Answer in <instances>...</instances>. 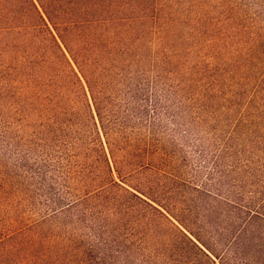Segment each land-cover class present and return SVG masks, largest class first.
<instances>
[{"label": "trees", "instance_id": "trees-1", "mask_svg": "<svg viewBox=\"0 0 264 264\" xmlns=\"http://www.w3.org/2000/svg\"><path fill=\"white\" fill-rule=\"evenodd\" d=\"M220 5L234 20L233 5ZM205 6L0 0V135L15 148L26 138L28 170L52 208L0 237V264H264L259 170L250 167L262 183L255 193L217 168L219 176L182 204L165 202L140 177L155 167L145 160L169 156L156 137L168 128L163 117L175 118L168 102L186 97L194 115L221 130L217 111L228 100L216 99L224 90L219 68L187 65L192 46L203 62L238 48L229 41L236 29ZM260 40L256 33L246 42Z\"/></svg>", "mask_w": 264, "mask_h": 264}, {"label": "rangeland", "instance_id": "rangeland-1", "mask_svg": "<svg viewBox=\"0 0 264 264\" xmlns=\"http://www.w3.org/2000/svg\"><path fill=\"white\" fill-rule=\"evenodd\" d=\"M202 1L214 17L211 19L218 21V24H235L236 30L231 32L235 33L234 37L229 41L238 48L228 46L232 49L231 53L227 51L218 55L213 52L204 62H199L194 53L197 47H191L193 58L190 57L187 66H199L197 63H200L206 67V62H209L211 67L219 68L217 78L223 77L224 90L216 99L219 102L228 101L220 104L217 111L219 122H216L221 130L213 129L209 117L202 121L194 115L195 110L190 109L186 97L179 104L168 102L177 114L174 119L168 115L163 117L168 128L157 133L156 137L161 139V146L169 152V156H166L164 163L161 162L163 160H145L146 164L150 162L155 167L149 166L151 170L142 172L140 177L150 180V185L158 192L156 194L171 204L191 202L197 185L211 182L210 178L219 176L217 168L226 171L228 182L243 185L247 194L250 191L255 193L262 185L260 182L256 185V182L264 179V142L260 137L264 135V0ZM220 3L233 5L230 7L234 20L225 18L226 13ZM256 33H260L263 39L258 42L259 47L246 42L255 38ZM220 84L217 89H221ZM242 112L243 116L239 119ZM239 120L242 121L238 128L236 124ZM19 137L21 135L14 139L15 142ZM102 137L106 144L104 135ZM21 139L18 148H15L7 145L10 140L0 135V237L32 226L52 213L48 196L42 190V185L37 183L40 178L28 170L27 164L33 159L27 158L26 145L23 146L26 138ZM224 145L231 147L227 149ZM84 160L79 159L80 162ZM257 160H261L263 167L257 164ZM250 167L252 171L259 170L256 173L260 179L250 174ZM116 179L126 185L117 176ZM133 182L137 181L133 179ZM175 222L178 223L177 220Z\"/></svg>", "mask_w": 264, "mask_h": 264}]
</instances>
